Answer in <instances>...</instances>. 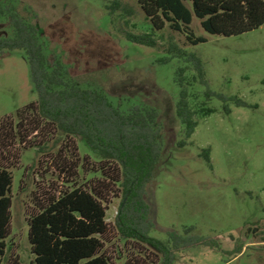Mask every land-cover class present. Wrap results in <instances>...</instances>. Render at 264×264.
Segmentation results:
<instances>
[{"label": "rangeland", "instance_id": "1", "mask_svg": "<svg viewBox=\"0 0 264 264\" xmlns=\"http://www.w3.org/2000/svg\"><path fill=\"white\" fill-rule=\"evenodd\" d=\"M111 1L0 0L5 10L0 13V36L13 34L6 10L10 8L37 25L45 52L51 60L60 59L73 82L101 91L124 111L134 104L156 108L162 126V153L157 172L146 187L154 223L151 235L166 240L168 231L186 236L185 229L193 227L190 234L213 238L219 244V248L181 249L173 264H264V25L224 36L205 32L194 18L195 34L207 40L187 46L184 36L170 32L168 25L160 33L165 38L172 35L180 46L196 52L204 65L206 83L194 79L193 68L185 73L188 103L197 111V126L186 139L185 126L176 114L182 89L176 71L187 63L177 57L165 61L170 56L165 51L127 40L118 31L120 26L148 32V21L135 0H121L134 12L127 15L117 10L112 24L106 8ZM125 19L129 20L127 27ZM157 38L164 47L167 38ZM207 91L215 95L207 97ZM234 97L246 105L237 104ZM36 99L25 51H0V120L16 116L18 109ZM201 108L213 112L204 115ZM42 138L32 141L40 144L46 139ZM63 139L56 145L51 140L47 145L51 150L19 148L17 158L6 159L8 162V153L0 154L3 164H15L9 169L13 176L11 220L2 264H34L28 240L31 216L50 197L93 177L86 170L70 177L55 168L48 151L62 148ZM71 139L81 156H91V163L99 161L83 138ZM181 140L185 145H178ZM205 149H209L210 161ZM110 201L106 204L104 250L112 263L158 264L160 257L146 246L119 236L114 218L120 199Z\"/></svg>", "mask_w": 264, "mask_h": 264}, {"label": "trees", "instance_id": "2", "mask_svg": "<svg viewBox=\"0 0 264 264\" xmlns=\"http://www.w3.org/2000/svg\"><path fill=\"white\" fill-rule=\"evenodd\" d=\"M135 1L144 12L150 31L136 33L121 26L118 31L131 42L165 51L170 55L165 61L177 57L187 63L176 71V79L182 87L176 114L185 126V138H190L197 126L194 120L197 111L188 103L185 73L193 68L197 73L194 79L206 83L204 65L196 52L180 46L172 35L166 39L160 33L168 25L170 32L184 36L185 46L205 42L207 38L197 36L193 28V20L198 18L209 34H243L264 25V0ZM106 8L114 25L117 10L127 15L134 12L121 0H112ZM6 10L13 34L0 36V51H25L37 99L18 109L16 116L0 120V154L8 153L5 160H10L17 158L19 148L26 150L36 146L39 152L46 147L51 150L48 143L53 140L56 145L64 137L62 148L48 151L55 168L70 177L76 176L79 170L93 175L86 183L72 185L50 197L29 219L28 240L34 264H113L104 250L108 232L106 204L113 198L120 199L114 218L119 236L146 246L160 257L158 264H173L176 252L181 249L219 248L213 238L190 234L193 227L185 229L186 236L168 231L166 240L151 235L154 223L150 218L146 187L157 172L162 153V126L156 108L134 104L124 111L101 91L73 82L60 59L55 56L51 60L45 52L37 25L10 8ZM0 13L5 14L1 7ZM124 24L127 27L129 20L125 19ZM157 37L166 39L164 47ZM206 95L211 97L215 93L207 91ZM233 99L239 105H246L238 97ZM225 110L230 112L228 106ZM200 111L208 115L213 109L201 108ZM38 137L46 139L40 144L32 141ZM72 137L83 138L99 161L91 163V156H81ZM185 143L181 140L178 145ZM10 148L14 150L11 152ZM204 155L210 161L209 149L204 150ZM13 166L11 161L7 165L0 161V264L7 252L13 182L9 169ZM262 238L264 241V229Z\"/></svg>", "mask_w": 264, "mask_h": 264}]
</instances>
